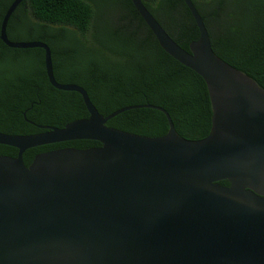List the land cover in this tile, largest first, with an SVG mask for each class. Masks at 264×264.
Returning <instances> with one entry per match:
<instances>
[{
	"label": "water",
	"instance_id": "water-1",
	"mask_svg": "<svg viewBox=\"0 0 264 264\" xmlns=\"http://www.w3.org/2000/svg\"><path fill=\"white\" fill-rule=\"evenodd\" d=\"M22 1L6 10L0 39L44 49L50 83L79 92L89 116L63 127L37 124L43 130L33 134L0 131V144L18 149L17 156L0 155V264H264V89L215 53L193 0L184 1L200 36L189 49L143 0L132 2L161 47L205 80L213 117L201 139L179 135L163 106L127 105L105 116L83 86L59 82L49 44L9 39ZM142 107L165 113V135L107 125ZM79 139L102 145L57 148L29 166L24 161L30 148Z\"/></svg>",
	"mask_w": 264,
	"mask_h": 264
},
{
	"label": "trees",
	"instance_id": "trees-1",
	"mask_svg": "<svg viewBox=\"0 0 264 264\" xmlns=\"http://www.w3.org/2000/svg\"><path fill=\"white\" fill-rule=\"evenodd\" d=\"M13 1L0 0V26ZM143 2L182 47L189 49L199 38L184 0ZM193 2L215 53L264 89V0ZM7 32L12 41L49 44L57 80L83 86L105 116L127 105L152 103L168 110L184 138L201 139L211 132L213 109L205 80L161 47L132 0H23ZM88 116L79 92L50 83L44 49L13 48L0 39L1 132L33 134L43 130L37 124L63 127ZM107 125L148 136L169 130L165 113L151 107L122 112ZM101 145L79 139L37 146L26 150L24 161L29 166L37 154L57 148ZM17 154L16 147L0 144V155Z\"/></svg>",
	"mask_w": 264,
	"mask_h": 264
},
{
	"label": "rangeland",
	"instance_id": "rangeland-1",
	"mask_svg": "<svg viewBox=\"0 0 264 264\" xmlns=\"http://www.w3.org/2000/svg\"><path fill=\"white\" fill-rule=\"evenodd\" d=\"M115 9H116L115 12H117V11H118V10H117L118 8H115Z\"/></svg>",
	"mask_w": 264,
	"mask_h": 264
}]
</instances>
